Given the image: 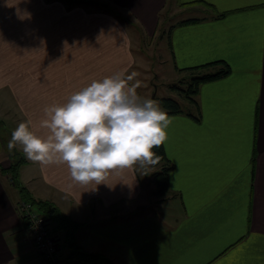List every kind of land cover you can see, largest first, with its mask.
Wrapping results in <instances>:
<instances>
[{
	"label": "crops",
	"instance_id": "1",
	"mask_svg": "<svg viewBox=\"0 0 264 264\" xmlns=\"http://www.w3.org/2000/svg\"><path fill=\"white\" fill-rule=\"evenodd\" d=\"M166 2L0 0V91L46 136L40 127L46 107L67 103L93 80L126 77L134 57L125 25L137 22L152 33ZM178 3L189 17L168 33L176 70L186 78L194 68L215 73L227 64L230 71L199 86L198 110L189 102L191 108L168 115L162 146L173 168L162 214L130 216L138 205L89 221L72 218L64 211L73 206L111 209L137 201L135 165L110 173L105 183L81 186L64 164L41 166L22 150L9 152L7 130L0 133V264H38L16 209L24 200L17 182L29 190L8 170L18 158L29 166L22 170L25 184L39 196L30 198L52 201L81 222L74 238L83 232L92 245H79L114 264H264V0ZM55 235L62 260L63 235Z\"/></svg>",
	"mask_w": 264,
	"mask_h": 264
},
{
	"label": "clouds",
	"instance_id": "2",
	"mask_svg": "<svg viewBox=\"0 0 264 264\" xmlns=\"http://www.w3.org/2000/svg\"><path fill=\"white\" fill-rule=\"evenodd\" d=\"M135 75L93 80L67 103L46 107L40 121L46 136L36 134L30 122H20L9 152L19 146L33 163L64 164L81 186L105 183L110 173L136 164L156 165L153 149L166 142L172 121L156 101L137 95L139 85L129 84Z\"/></svg>",
	"mask_w": 264,
	"mask_h": 264
},
{
	"label": "rangeland",
	"instance_id": "3",
	"mask_svg": "<svg viewBox=\"0 0 264 264\" xmlns=\"http://www.w3.org/2000/svg\"><path fill=\"white\" fill-rule=\"evenodd\" d=\"M87 7H91V5L88 4ZM186 17H189L188 11L184 8H179L178 0H167L165 7L160 11L158 25L152 33H145L142 27L135 21V25H133V23L131 25L130 23H125L126 25L124 24L127 27V31L130 36L132 54L134 57L133 65L130 71L126 74V77L135 73L136 75L133 76V79L129 81V83L130 85H139L136 87L137 95L143 99H152L156 101L163 110L165 109L161 103L162 98L175 99L185 111L191 108L189 101L182 97L178 91L173 88V84H178V87L185 88L186 82L182 80L184 76L176 70L175 64L173 63L168 36L171 26L174 25L178 19H183ZM214 69L216 68H212V70ZM5 90L8 92L7 89ZM11 101L12 99L10 96L5 95L3 91H0V133L3 135H6L7 130L12 133V131L18 126L20 122H27L19 108L16 105L12 106L10 104ZM15 149L17 152L21 150L19 146H17ZM28 167L29 166L26 165V163H21V165L17 167L18 171L16 172H18V176L23 185L27 187V191L29 190L28 194L27 192L24 194V197L29 196L37 198L39 197L38 194L33 192L25 184V180L22 176V170L28 169ZM159 169V164L147 167L141 166L139 164L135 165V170L141 183L140 195L137 201L129 200L126 204H118L111 209H104L99 205L97 206L94 203H89L79 208L73 206L71 209L68 208L64 212L70 214L72 218L78 221L92 220L93 218L98 217L99 213L101 212L103 215L105 212L126 213L138 205L141 207L140 210H144L146 213L162 214L164 208H162L161 204L163 201L156 202L153 197V202L151 204H147L149 202V193L154 188L151 174L153 172L159 171ZM15 190L17 189L15 188ZM143 196L145 199H143ZM37 211L42 213L38 209ZM53 224L54 222L48 218V227L50 230L53 227ZM51 232L55 238H58L54 231ZM74 240L78 244L80 242L81 245H92V242H89L86 239V235L83 232L79 234L78 238H74ZM89 247L91 248V246ZM61 250L62 252L66 250L63 245Z\"/></svg>",
	"mask_w": 264,
	"mask_h": 264
},
{
	"label": "trees",
	"instance_id": "4",
	"mask_svg": "<svg viewBox=\"0 0 264 264\" xmlns=\"http://www.w3.org/2000/svg\"><path fill=\"white\" fill-rule=\"evenodd\" d=\"M192 70L191 72H189L190 75L187 78L183 77L182 79L184 80V82H186L185 88L178 87V84H173V88L176 89L182 97L187 99L190 103H193L195 107H197V102L194 99V96L197 94L199 86L202 83L219 79L227 75L230 71L227 64H223L222 68L215 73L194 74ZM161 103L163 108L165 109L164 111L168 115L183 112V109L181 108L179 102L175 99L162 98ZM194 117L198 120L199 114ZM153 151L157 156H159V161L157 164L160 165V169L159 171L153 172L151 174L154 183V188L151 194L156 202H161L164 200L169 190L168 173L170 172V170H172L173 165L166 158L162 145L158 148H154ZM22 162L23 158H18L17 163L8 168L13 179L16 178L15 172L17 166ZM17 183L19 185V192L22 195V199L31 201L37 207V209L42 212L44 216L50 218L54 222L51 231H59L62 233L63 244L65 246L66 253L62 257V260L60 259V264H114L113 261L105 254L86 250L74 240L75 232L83 225L81 222H77L73 220L69 215L63 213L52 201L44 199L37 200L30 197H24V188L19 181ZM14 184H16V181ZM140 208L141 207L136 208L129 215H137Z\"/></svg>",
	"mask_w": 264,
	"mask_h": 264
},
{
	"label": "built area",
	"instance_id": "5",
	"mask_svg": "<svg viewBox=\"0 0 264 264\" xmlns=\"http://www.w3.org/2000/svg\"><path fill=\"white\" fill-rule=\"evenodd\" d=\"M16 206L31 236L38 264H60L59 243L48 227V218L31 201L20 200Z\"/></svg>",
	"mask_w": 264,
	"mask_h": 264
}]
</instances>
